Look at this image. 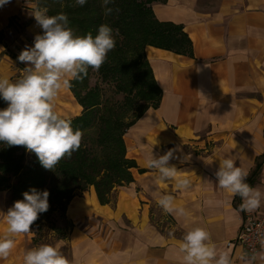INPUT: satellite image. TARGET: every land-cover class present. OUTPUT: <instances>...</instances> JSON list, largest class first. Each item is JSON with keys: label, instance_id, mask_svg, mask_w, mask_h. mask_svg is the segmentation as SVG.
I'll list each match as a JSON object with an SVG mask.
<instances>
[{"label": "crops", "instance_id": "0c3cea01", "mask_svg": "<svg viewBox=\"0 0 264 264\" xmlns=\"http://www.w3.org/2000/svg\"><path fill=\"white\" fill-rule=\"evenodd\" d=\"M30 3L9 0L0 7V30H7L9 19ZM151 9L158 21L181 26L191 53L145 48L160 98L123 136L126 158L134 163L132 180L115 189L110 203L101 204L93 187L71 198L65 216L72 226L63 239L68 259L76 264H179L178 244L188 228L199 226L211 233L218 249L230 250L234 264H264V238L252 257L234 243L244 216H260L264 201L257 209L240 211L241 198L219 188L215 177L219 159L234 155L236 166L249 169L247 183L264 191V0H163ZM34 24L31 34L42 29ZM0 76L16 80L2 59ZM66 105L58 112L69 117L80 112L72 95ZM152 147L155 156L179 148L169 164L189 179L186 190H176L174 182L160 183L157 172L146 166ZM155 191L172 193L188 216L165 213ZM10 207L8 189L0 190V212ZM5 230L0 214V235ZM32 236L17 235L0 264H23Z\"/></svg>", "mask_w": 264, "mask_h": 264}, {"label": "clouds", "instance_id": "9594fccd", "mask_svg": "<svg viewBox=\"0 0 264 264\" xmlns=\"http://www.w3.org/2000/svg\"><path fill=\"white\" fill-rule=\"evenodd\" d=\"M9 0H0L3 7ZM84 6L87 0H74ZM114 0H102L105 15L113 12L107 5ZM118 11V9H117ZM42 28L34 38V46H26L17 59L26 62L24 73L16 80L0 76V99L7 107L0 109V142L8 146H24L35 153L45 169H53L62 158H70L81 145L83 132L74 129L72 119L57 111L56 101L61 90L71 87L73 80L82 79L91 67L99 70L107 54L115 47L118 29L101 24L95 35H77L66 13L48 14L47 7L35 6L31 14ZM178 147L155 156L153 147L146 166L157 172L160 183L174 182L176 190H186L190 181L169 161ZM186 159V157H185ZM249 169L236 166L234 155L219 159L216 183L231 196H239L240 211L257 209L264 201V191L247 183ZM157 204L177 219L188 212L176 203L170 192L155 191ZM49 191L30 188L3 214L6 230L0 235V258H7L16 245L15 237L31 230L38 214L49 208ZM179 264H234L230 250H220L211 233L203 227H191L177 247ZM23 264H76L61 251V245L40 244L25 251Z\"/></svg>", "mask_w": 264, "mask_h": 264}, {"label": "trees", "instance_id": "16d2710c", "mask_svg": "<svg viewBox=\"0 0 264 264\" xmlns=\"http://www.w3.org/2000/svg\"><path fill=\"white\" fill-rule=\"evenodd\" d=\"M42 1L49 6V15L66 13L77 35L88 32L95 35L101 24L118 29L115 47L97 71L101 81L106 84L114 81L115 90L124 93L123 108L125 104H131L133 93L145 104L143 109L135 111L137 114L131 120L125 122L121 119V108L116 110L113 107L115 101L103 98L99 86L87 89L89 68L82 79L71 82L70 89L82 106L81 113L71 118L72 126L81 129L83 137L79 149L70 158H62L49 170L40 164L35 153L27 151L24 146H8L5 143L0 146L2 172L21 176L15 190L16 199L22 200L23 193L33 187L48 190L49 208L38 214L37 220L43 219L47 213H57V218L64 221L68 232L72 224L65 211L73 196L93 186L98 201L101 204L110 203L113 189L132 180L129 169L134 163L126 158L123 136L143 111L157 106L160 98V90L143 52L144 47L153 46L188 55L191 43L181 26L160 22L154 17L152 4L163 0H114L107 5L113 9L109 15H105L102 0H87L82 7L75 5L74 0ZM144 85L145 90L142 89ZM78 90L84 94L79 96ZM3 189L7 186L0 185V190Z\"/></svg>", "mask_w": 264, "mask_h": 264}, {"label": "rangeland", "instance_id": "374dc122", "mask_svg": "<svg viewBox=\"0 0 264 264\" xmlns=\"http://www.w3.org/2000/svg\"><path fill=\"white\" fill-rule=\"evenodd\" d=\"M31 3L29 6H26L27 10L22 11V13L19 16H14L9 19L8 22V29L7 30H0V60H5L7 63H9V67L11 68L12 72V78L17 79L24 73V68L27 66L26 62H21L17 59L19 54L22 50L25 49L26 46L31 47L34 46V38L37 34H41L43 31L40 29L37 34H31L30 31H33L32 26H34V22L36 21L35 18L31 15L33 8L35 6L40 7H49L48 5L44 4L45 1L42 0H30ZM42 1V2H41ZM152 7V6H151ZM25 12V13H24ZM28 14V15H27ZM30 14V15H29ZM34 24V25H33ZM144 47L143 52L145 55V48ZM146 58V55H145ZM147 59V58H146ZM94 85L99 86L103 98H109L112 101H115V104H113V107H116V110H122L121 119L129 121L133 118L134 114H137L135 111H139L140 109H143L144 105L142 102L139 101L136 94H132L130 96V99H132L129 103L123 108L121 104L124 103L123 97L124 93H118L114 88V81H110L108 84L101 81L99 73L97 70H93L90 67V72L88 74V88H92ZM145 85L143 86V90H145ZM69 89V90H68ZM61 90V92L58 95L57 101H56V107L57 111L63 110L62 108H66V102L68 101V98L73 97L74 101L80 106V112L77 114L79 115L82 110V106L78 101L77 96L75 97L73 94V91L68 88ZM79 96H82V90H78ZM71 93V94H70ZM67 96V97H66ZM150 103V102H149ZM7 107V102H5L3 99H0V109ZM149 108V107H148ZM144 112V111H143ZM75 115V116H77ZM71 116V118L75 117ZM3 144V142H0V146ZM2 168L0 167V185H6L8 189V197L9 201L11 203V206L15 201H17V192L15 190L18 188L19 185V179L21 176H12L10 173H3ZM123 183L122 185H124ZM93 187V186H89ZM117 188V187H116ZM112 191V198H113V192ZM14 197V198H13ZM65 223L62 219L57 218V213L51 212L45 214L43 219L36 220L33 222V225L31 226L30 231L32 236V242L31 247L38 246L40 244H57L59 243L61 245V251L62 253L68 258V250L67 245L64 243V234L67 232V227H64ZM64 236V237H63Z\"/></svg>", "mask_w": 264, "mask_h": 264}, {"label": "built area", "instance_id": "2783aa9c", "mask_svg": "<svg viewBox=\"0 0 264 264\" xmlns=\"http://www.w3.org/2000/svg\"><path fill=\"white\" fill-rule=\"evenodd\" d=\"M264 238V212L260 215L248 213L244 216L242 225L237 232L234 243L241 246L246 255L252 257L258 251ZM228 245L231 242H227Z\"/></svg>", "mask_w": 264, "mask_h": 264}]
</instances>
